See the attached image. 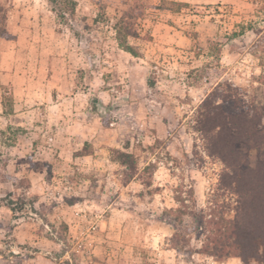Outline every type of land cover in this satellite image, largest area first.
<instances>
[{
    "label": "rangeland",
    "instance_id": "374dc122",
    "mask_svg": "<svg viewBox=\"0 0 264 264\" xmlns=\"http://www.w3.org/2000/svg\"><path fill=\"white\" fill-rule=\"evenodd\" d=\"M226 87L264 105V0H0V264H264L208 238Z\"/></svg>",
    "mask_w": 264,
    "mask_h": 264
},
{
    "label": "trees",
    "instance_id": "16d2710c",
    "mask_svg": "<svg viewBox=\"0 0 264 264\" xmlns=\"http://www.w3.org/2000/svg\"><path fill=\"white\" fill-rule=\"evenodd\" d=\"M117 34L122 48L136 55L124 35H120V29ZM226 88L228 92L221 94V102L203 112L201 130L209 153L224 164V185L230 187L236 197L234 216L223 232L222 238L227 242L208 238L220 248L234 247L244 263L248 259L264 262V155L251 166L242 152V147L263 148L264 154V105L244 104L229 91L230 87ZM207 101L205 99L203 104Z\"/></svg>",
    "mask_w": 264,
    "mask_h": 264
}]
</instances>
